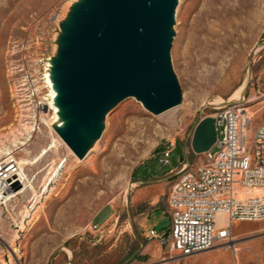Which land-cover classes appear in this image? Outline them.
<instances>
[{
  "label": "rangeland",
  "instance_id": "374dc122",
  "mask_svg": "<svg viewBox=\"0 0 264 264\" xmlns=\"http://www.w3.org/2000/svg\"><path fill=\"white\" fill-rule=\"evenodd\" d=\"M76 1L0 0V160L5 152L34 159L56 140L26 168L35 193L29 188L0 208V264H264V219L236 222L232 241L191 256L162 262L160 249L155 261L143 254L146 224L169 229L168 194L182 165L206 162L191 147L197 123L213 106L241 100L242 88L252 129L264 120V0H243L240 12L218 18L206 12L231 9L235 0H181L171 60L182 104L155 115L135 98L120 103L107 116L96 172L58 138L49 105L60 23ZM219 34L228 40L224 53L211 47ZM57 165L59 175L47 181Z\"/></svg>",
  "mask_w": 264,
  "mask_h": 264
},
{
  "label": "water",
  "instance_id": "95a60500",
  "mask_svg": "<svg viewBox=\"0 0 264 264\" xmlns=\"http://www.w3.org/2000/svg\"><path fill=\"white\" fill-rule=\"evenodd\" d=\"M178 5L179 0H77L70 6L49 77L63 120L53 128L79 159L126 99L135 98L155 115L182 104L171 60ZM217 138L215 118H204L194 129L193 152L210 151Z\"/></svg>",
  "mask_w": 264,
  "mask_h": 264
},
{
  "label": "built area",
  "instance_id": "2783aa9c",
  "mask_svg": "<svg viewBox=\"0 0 264 264\" xmlns=\"http://www.w3.org/2000/svg\"><path fill=\"white\" fill-rule=\"evenodd\" d=\"M244 100L213 106L211 117L218 132L214 147L204 153V164L191 168L183 164L172 184L170 227L166 233L152 229L147 236L157 241L162 262L232 241L236 222L264 219V120L252 129L253 117ZM171 154L172 150H164L161 164L169 165ZM25 181L15 154L0 160V208L20 195Z\"/></svg>",
  "mask_w": 264,
  "mask_h": 264
},
{
  "label": "bare ground",
  "instance_id": "6f19581e",
  "mask_svg": "<svg viewBox=\"0 0 264 264\" xmlns=\"http://www.w3.org/2000/svg\"><path fill=\"white\" fill-rule=\"evenodd\" d=\"M210 1H212V2H215L216 0H210ZM181 2V0H179V3ZM223 4H224V2H223ZM233 5V4H232ZM245 5H244V1L243 0H235V2H234V6H233V8H231V9H227L225 6H223L222 7V9H220V10H214V11H208V12H206V18H218L221 14H226V15H228L229 14V12L230 13H232V11H233V13H237V12H240L241 10H242V8L244 7ZM212 37L214 38V37H216V34L215 33H213L212 34ZM218 37H219V41L218 42H212V45H211V47L213 48V49H216L217 51H219V53H224V49L228 46V40H226L225 39V37H224V34H219L218 35ZM219 58H221V57H219ZM48 84H49V88H50V93H49V96H50V102H49V105H50V107L55 111V119H54V121H53V123H55V122H58L57 123V127H60V126H62L63 125V120L61 119V117L58 115L59 114V108L55 105V99H56V96H57V92L54 90V84H53V81H51V79H50V77H48ZM243 94H244V88H242L241 89V91H240V96H241V101L243 100ZM239 96V97H240ZM169 122H171V123H173L174 124V122H175V116L173 115H171V117H169ZM106 121H107V118H106V120H105V126H104V129H103V131H102V133H101V136L98 138V139H95V140H93L92 142H91V144H90V148H89V151H88V153L86 154V156L83 158V159H80L81 161H86L87 162V164L91 167V169L94 171V172H96V162H97V154L95 155V153L98 151V149H99V147H100V145H101V143H102V141H103V135H104V132H105V130H106ZM55 130V132L57 133V136H58V138L60 137L59 135H58V132H57V130L56 129H54ZM60 139V138H59ZM63 141V140H62ZM61 141V142H62ZM54 143H56V140H54ZM52 144L51 146H50V148L48 149V150H43L42 151V153H41V155H39L38 157H36V158H34V159H28V158H24V159H22V161H20V165H21V175H22V177L26 180L25 181V183H24V185H25V187H24V189L22 190V192L21 193H24L27 189H31L32 191H34V193H35V189H34V186L32 185V182H31V180H30V178L28 177V173H26V168L27 167H29V166H33V165H35L37 162H39V160L43 157V156H45L47 153H48V151L49 150H51V149H53V148H55L56 147V144ZM66 145V144H65ZM70 151L72 152V153H74L71 149H70ZM50 152V151H49ZM27 153H29V152H27ZM10 154H12L11 152H5L4 153V155H5V157L6 156H8V155H10ZM29 155V154H28ZM31 158H33V157H31ZM86 162H85V164H86ZM86 164V165H87ZM89 167V168H90ZM59 167H58V165L57 166H54V167H52L51 169H50V171H49V173L47 174V176H48V179H46L47 181H49V182H53L54 180H55V178L59 175ZM95 174V173H94ZM46 183V182H45ZM52 184V183H51ZM84 184L86 185V188L87 187H91V188H94V183H93V181L92 180H87V181H85L84 182ZM48 189H49V184L48 185H46V187H45V191L47 192L48 191ZM50 190V189H49ZM37 194V193H36ZM93 195V194H92ZM35 196V195H34ZM36 197V196H35ZM31 202L33 203V205L31 206V208H29L26 212H27V215H28V213H29V211H30V209L31 210H33V209H35L36 208V204H37V202H38V196H37V198L36 199H32L31 200ZM7 204V203H6ZM37 211H38V208H37V210L35 211V213H34V215H36V213H37ZM35 217V216H34ZM36 217L37 218H39V215H36ZM222 218H223V216H221Z\"/></svg>",
  "mask_w": 264,
  "mask_h": 264
},
{
  "label": "crops",
  "instance_id": "0c3cea01",
  "mask_svg": "<svg viewBox=\"0 0 264 264\" xmlns=\"http://www.w3.org/2000/svg\"><path fill=\"white\" fill-rule=\"evenodd\" d=\"M152 223V222H151ZM145 224V223H144ZM158 221L152 224H146L145 226H148L150 230L157 228ZM170 227V225H169ZM149 230V231H150ZM157 230V229H156ZM159 233H163L162 231H158ZM149 234V232H148ZM148 236V235H147ZM146 236V245L143 246V254L148 258L150 261H155L157 251L160 249V256H161V248H159V245L156 240H149Z\"/></svg>",
  "mask_w": 264,
  "mask_h": 264
},
{
  "label": "flooded vegetation",
  "instance_id": "af4514ba",
  "mask_svg": "<svg viewBox=\"0 0 264 264\" xmlns=\"http://www.w3.org/2000/svg\"><path fill=\"white\" fill-rule=\"evenodd\" d=\"M186 159H184V161H185Z\"/></svg>",
  "mask_w": 264,
  "mask_h": 264
}]
</instances>
